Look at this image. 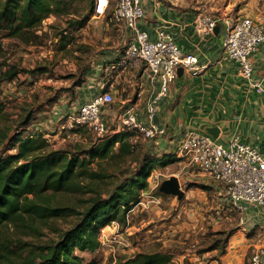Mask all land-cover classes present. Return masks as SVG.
Returning a JSON list of instances; mask_svg holds the SVG:
<instances>
[{"label":"trees","instance_id":"16d2710c","mask_svg":"<svg viewBox=\"0 0 264 264\" xmlns=\"http://www.w3.org/2000/svg\"><path fill=\"white\" fill-rule=\"evenodd\" d=\"M94 1L0 0V83L14 81L21 72L33 77L47 71L45 67L21 69L17 62L9 61L3 39L37 46L47 37V30H39L43 22L51 17L62 18L60 29H56L54 21L48 28L53 29L52 36L58 38V47L63 50L71 44L74 34L88 24ZM111 12L107 10L104 17L110 20ZM82 81L77 79L68 88L74 89ZM5 107L0 88V264H96L85 262L82 253L101 247L100 228L112 221L124 226L131 206L148 189V177L156 167L176 161V153L144 152L139 141H132L133 133L126 130L114 131L85 145L75 142L72 148H49L42 131H27L32 108L23 106L10 118ZM78 129L82 127L75 128ZM55 194L87 197L78 199L80 208L55 202ZM68 218L74 219L66 229L54 224ZM12 227L29 239L17 236L10 243L2 230ZM43 229L56 236L39 241L45 235ZM216 248L217 239L209 250ZM115 263L175 264L165 250L123 254Z\"/></svg>","mask_w":264,"mask_h":264},{"label":"rangeland","instance_id":"374dc122","mask_svg":"<svg viewBox=\"0 0 264 264\" xmlns=\"http://www.w3.org/2000/svg\"><path fill=\"white\" fill-rule=\"evenodd\" d=\"M199 4L203 7L198 10L209 12V17L238 14L264 16V0H199ZM90 19L92 24H87L85 28L77 31L71 44L63 50L58 47V38L52 36L53 29L48 28V24L54 21L56 29H60L64 24L62 18L55 20L51 17L43 22L39 30H47V37L37 46H24L13 39L2 40L6 57L9 61L17 62L21 69H47L45 74H34L33 77L27 72H21L14 81L1 82L0 88L6 105L5 114L13 118L21 111V107L27 105L32 108V120L27 126V131H42L48 140L49 148H72L75 142L85 145L99 139L85 128L75 130L65 120L64 114L77 110L83 101L74 99L75 90L68 87L77 79L83 78L81 68L89 64L90 60L96 57L95 54L107 51L108 48L121 52L125 39L121 36V30H117V25L120 24L116 21L97 15H92ZM113 60L114 58L110 61ZM105 70L104 75L107 77L126 71L122 68ZM72 73L74 76H69ZM118 100L115 99L103 109L109 129L118 124L121 110L116 108L120 104ZM114 108L116 116L110 120L106 112ZM136 141L141 143L144 152L154 155L162 153L154 140H145L139 136ZM170 152H175V149L171 147ZM173 156L177 157L173 163L156 167L157 175L151 182L148 179V189L142 191L138 201L131 206L126 224L118 230L117 239H113L112 233L108 234L109 231H104L103 237L99 230V238H104V245L92 253H82L85 262L91 260L96 261V264H116L115 261L120 255L129 256L137 251L154 250L168 251L175 264H184V261L194 264L196 257L202 261H219L222 254L219 252L224 250L227 244L228 233L237 229L239 214L232 205L222 200L215 182L199 174L185 158L176 154ZM123 167L125 165L121 166V169ZM172 175L177 177L180 188L184 191L180 199L158 190L159 184ZM85 197L87 196L55 194L53 200L81 208L78 199ZM147 201L149 204L146 206ZM73 219L56 220L54 224L63 230L73 223ZM254 226L257 227L255 224ZM255 228L249 231L253 232ZM43 231L45 235L39 241L45 242L56 236L55 232L47 229ZM2 234L10 243H13L15 237L21 236L13 227L3 228ZM21 238L29 239L28 236ZM215 239L217 248L209 250Z\"/></svg>","mask_w":264,"mask_h":264},{"label":"crops","instance_id":"0c3cea01","mask_svg":"<svg viewBox=\"0 0 264 264\" xmlns=\"http://www.w3.org/2000/svg\"><path fill=\"white\" fill-rule=\"evenodd\" d=\"M202 7L199 0H143L144 17L138 21V27L150 38H154L159 29L171 33L182 51L194 54L198 64L204 66L198 75L185 73L176 77L170 82L167 94L158 100L155 119L166 127L167 135L154 142L162 152H170L171 147L175 149L182 131L208 134L207 127L217 126L219 142L224 144L232 135H238L244 143L257 144L264 154V50L258 48L252 55V77L262 88L258 91L239 75L237 64L221 53L224 27L219 22L217 32H209L206 29L209 12H200L198 9ZM117 27L125 44L129 31L124 25ZM121 52L108 48L95 54L96 57L81 68L83 81L74 88V99H83L81 105L104 89L112 93L114 101L119 99L117 110L121 108V112L130 104L137 119L147 122L151 84L143 75V67H131L109 77L104 75L105 68H109ZM112 58L114 60L110 61ZM115 114V108L106 112L110 120ZM237 212V229L230 233L219 261H202L196 257L194 264H250L251 254L258 248L264 249V207ZM253 228V232L249 231ZM261 261L264 263V253Z\"/></svg>","mask_w":264,"mask_h":264},{"label":"built area","instance_id":"2783aa9c","mask_svg":"<svg viewBox=\"0 0 264 264\" xmlns=\"http://www.w3.org/2000/svg\"><path fill=\"white\" fill-rule=\"evenodd\" d=\"M109 9L112 11L110 19L129 31L120 56L109 68L143 67V75L151 84L146 107L148 121L138 120L134 107L128 104L120 112L116 129L109 130L103 118V109L114 102V97L104 89L82 103L77 110L64 114L65 120L71 127L85 128L100 139L117 130L131 131L132 141L139 136L151 141L165 137L166 127L154 122L158 100L167 94L170 82L177 77L178 67L182 68L183 74L194 76L204 66L198 64L194 54L182 51L171 33L159 29L155 37L150 38L146 31L138 27V21L144 17L143 0H95L93 15L104 16ZM219 22L224 27L222 54L237 64L239 75L251 88L261 91L260 83L252 77V55L258 48L264 50V16L238 14L209 17L206 29L213 32ZM175 153L215 182L220 194L237 211L264 207V154L257 144L244 143L238 135H232L223 144L210 134L185 130L180 133ZM156 175L153 170L148 177L149 182ZM148 204L147 201L146 206ZM120 227L118 222L112 221L100 228V234L105 237L104 231H109L108 234L112 233V238L117 239ZM103 237H100L101 246L104 245ZM263 253V248L256 249L249 263L264 264L261 261Z\"/></svg>","mask_w":264,"mask_h":264},{"label":"water","instance_id":"95a60500","mask_svg":"<svg viewBox=\"0 0 264 264\" xmlns=\"http://www.w3.org/2000/svg\"><path fill=\"white\" fill-rule=\"evenodd\" d=\"M219 26L216 25L214 27V32H217ZM183 75V70L181 67L177 68V77H181ZM154 122H156V119L154 117ZM206 131L208 134H210L213 138H217L219 134V129L217 126H210L206 128ZM158 190L161 193L169 194V195H175L178 199H180L184 191L180 188L179 181L176 176H170L167 179H164L158 186Z\"/></svg>","mask_w":264,"mask_h":264}]
</instances>
